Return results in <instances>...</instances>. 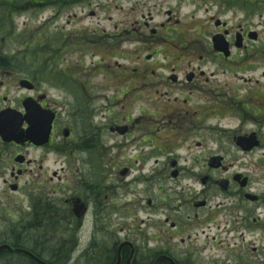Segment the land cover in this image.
<instances>
[{"label":"flooded vegetation","instance_id":"1","mask_svg":"<svg viewBox=\"0 0 264 264\" xmlns=\"http://www.w3.org/2000/svg\"><path fill=\"white\" fill-rule=\"evenodd\" d=\"M156 1L164 18L154 25L150 17L138 28L147 30L150 39H142L135 46L138 51L133 57L128 58L123 50L116 49V35L104 33L107 43L101 44L98 34L99 41L89 47H106L105 57L91 62L87 70L83 60L57 59L45 62L50 65L44 71L45 75L37 73L36 63H32L31 76L26 71L28 74L20 78L16 75H22L21 71L6 70L15 65L13 62L0 61V129L11 132L10 137L0 132V214H7L16 228V214L19 215L20 206L27 203L32 217V164L38 162L41 167L47 155L60 152L67 164V168H60L61 172L69 170V164L90 166L87 170L76 168L81 172L77 178L79 190L72 192L71 189L63 198L65 207L59 206V211L65 210L66 219L72 221L68 225L72 232L85 225L92 229L116 225V232H125V217H129L128 222H133L132 212L140 210L146 214L140 225L128 228L124 238L115 237L113 242L109 240L105 244L103 251L109 253V260L105 259L111 261L108 263L115 264L119 259V264H127L128 260L130 264H141V260L142 264H154L157 259L165 257L175 264H225L211 252L205 253L221 244L220 237L212 235V229L218 226L212 215L223 204H216L215 209L208 199H195L194 186L185 190L182 184H177L185 180L180 165L186 164L190 158L176 153L181 148L177 146L176 137L183 132L182 142L188 140L186 135L202 139L203 136L197 134L206 128H210L207 133L220 130L218 127L224 132H229L225 128L230 127L232 132L238 125L242 126L236 119L234 127L220 125V120L216 124L218 127H213L211 120L214 116L221 118L224 113L237 114L233 116L238 117V114L250 112L257 116L254 118L257 123L264 124V103L253 93L260 81L264 83V69L261 70L264 62L246 61L247 67L244 61L234 59V54L248 48L263 51V40L244 22L237 24L236 28L230 25L231 19L236 17L241 20L261 17L264 0ZM184 8L189 10L181 15ZM199 13L202 20L196 18ZM228 14L232 17L227 18ZM66 25H70L69 20ZM76 33L78 30L72 29L48 37L49 48L59 53L67 46L77 50L76 37L87 44L85 32ZM158 34L181 40L183 37L192 38L188 44L165 46L163 38L152 41ZM217 42L227 47L228 56L216 51ZM169 48L173 51H168ZM116 57L123 63L118 64ZM246 71L258 72V75L244 76ZM246 84L252 87L246 90ZM60 91L63 93H57ZM260 95H264V88ZM27 102L29 113L24 105ZM136 102L137 108H133ZM117 104L120 109L116 111L114 105ZM149 107L153 110L149 111ZM47 115L53 116L48 141L36 146L32 143V127L39 122L46 123ZM245 134L236 133L230 138L236 151L246 153L264 146L263 139H258L257 132L253 131L256 147L243 150L239 139L249 136ZM202 144L196 143V147ZM32 154H37V158L32 159ZM225 155L213 153L206 157L208 161L220 158V166L212 169L207 162L208 171L199 178L204 187L200 194L207 193L206 185L215 184L224 195L232 193L235 196L237 208L241 203L254 211L259 209L260 203L264 206V191L257 188L258 182H253L251 176L242 171H230ZM147 163H150L149 168H146ZM103 166L114 172L102 169ZM60 171H52L51 180L60 182ZM219 172L226 176L215 179L214 173ZM95 173L101 176L97 179ZM106 175L111 177V183ZM192 177L196 180V174ZM68 180L65 178L66 183ZM166 180L170 182V189L181 191L175 193L172 201L165 188ZM221 181H226L225 189L220 188ZM132 184H135L134 188ZM74 207L80 209L76 214ZM237 208L233 206L230 211ZM118 213L124 215L119 217ZM50 214H53L51 223L55 218V222H62L63 218L58 217L55 210ZM155 215L161 218L157 222H153ZM113 216H116L115 220L111 218ZM248 219L243 213L240 223L226 226L224 232L231 233L234 238L239 234L243 255L248 256L250 250L261 262L259 255L263 248L255 245H261L262 239L251 238L247 235L249 230L242 229V226H249L245 223ZM252 221L264 230V217L263 222L255 218ZM262 230L261 234L264 233ZM190 238L201 239V244L192 246L186 242L183 250L177 249L179 242ZM70 245L69 242L65 244L67 250ZM10 246H14L13 243ZM235 249L239 248L235 246ZM59 251L61 254L66 252L62 247ZM158 262L155 264H169L166 260Z\"/></svg>","mask_w":264,"mask_h":264},{"label":"rangeland","instance_id":"2","mask_svg":"<svg viewBox=\"0 0 264 264\" xmlns=\"http://www.w3.org/2000/svg\"><path fill=\"white\" fill-rule=\"evenodd\" d=\"M40 3L41 5L37 7L32 6V12L14 13L11 19H13V26L16 28L15 33L11 36L0 35V54L7 57L8 59L12 57V62L15 64L14 69H17V71H21L22 73V75H16L20 78L28 73L29 76H31L30 73H32V68L27 69L31 63H36L35 68L37 73H43L45 75L44 71H46L47 68H50V65L47 63L45 64V62L52 61V56H59L60 58L58 57V59L64 60H83L84 68L87 70V67L91 62H95L100 58H104L106 54V47H100L98 45L92 48L89 47L96 44V41H99L97 38L98 31H100V39L102 41L101 44L107 43V40L103 37L104 35H101L103 34V31L105 33L118 35L116 36V42H114L116 43V49L123 50L128 58L131 55L133 57L135 51H138L135 46H137L142 39H150V34L147 30L138 28L142 26V23L146 22L150 17L153 18L152 24L154 25L164 18L162 9L156 0H86L85 3H77L75 5L66 7L65 9L50 7L44 2ZM188 10L189 8H184L183 11H181V15L183 12H187ZM68 17L70 18L68 19ZM226 17L230 18L232 15L228 14ZM196 18L198 20H202V14L199 13L196 15ZM68 20L70 21L69 26L66 25ZM243 22L250 30H255L260 34V37L263 40L262 44L264 45V13L261 14V17L256 16L249 18V20H241V18L238 19L236 17L235 19H231L230 25L235 27L237 24ZM72 29L78 30L76 35H80L81 32L84 31V37L87 38V44L82 42V38L76 37V42L78 43L77 50L72 47L74 49L73 50L67 46L65 49L61 50V53L53 52V55L50 56L45 55L52 51L48 45L46 48L45 46H42L41 48H33V43L38 41V36H43L46 34V36L48 35L49 37H55L56 33H68ZM93 34L95 37H93ZM161 38L166 40V43H164L165 46H176L181 45V43L188 44V40H190L192 37H183L181 40L175 38V36H165L163 34H158L152 41L155 42ZM25 41L32 42V51H34L33 53H29L28 50L26 51V49H28L27 47L23 48L25 51H21V42ZM168 51L171 52L173 50L172 48H169ZM40 53L44 54L43 58H41ZM32 55L35 56V59H33L32 62L27 61V63H25L24 60L30 59ZM136 55H138V53H136ZM116 58L117 59L115 60L118 64L123 63L121 58ZM234 59L244 61V66L247 67L249 65L246 64V61H259L263 63L264 49L263 51H252L250 48H248V50L245 52L234 54ZM112 61H114V59H112ZM129 62L130 61L126 62L125 64H128ZM261 67V70H263L264 64H261ZM6 70L10 69L6 68ZM26 71L28 73H26ZM256 74L258 75V72ZM256 74L254 72L246 71L243 75L247 77H256ZM249 86L252 87L251 84L245 85L246 90ZM45 87L46 86L43 85L44 89ZM263 88L264 83L260 81L254 87L253 93L255 92L256 98H260L264 103V95H260ZM57 93L63 92L60 91ZM137 105L138 103L136 102L133 105V108H137ZM114 106L116 111L120 109V105L117 104ZM147 109L149 111L153 110L151 107ZM233 115L237 114L224 113L221 118L215 115L211 120L213 127H218L216 126V124H218V120H220V125L234 127L235 121L237 119L240 121L242 126L238 125V128L236 127L237 130H232V132L230 131V127L225 128L229 132H224L222 131V128L218 127L221 131L216 129L212 131V133H207L210 128H206L202 131H199L197 134L203 136L202 139L193 138L186 135L188 140L183 142L181 137L184 136V133L180 132L178 134L176 137L177 146L179 147L180 145L181 148H179L176 153H180L181 157L190 159L186 164L180 165V167L182 166L181 169L184 173L183 178L185 180L178 181L177 184L180 186L182 184L185 190L194 186V191L197 192L195 199L198 201L199 199H208L210 206L214 207L215 209H217L215 206L216 204H223V207L220 208V210L214 212L212 215L214 223L218 225L216 229H212V235H218L220 237L219 242H221V244L216 246L214 250L205 252L206 254L211 252L212 255H216L217 260L220 258V262L225 261V264H240L243 262H245V264H264V233L261 234L260 230H262V227L258 223L252 221V218H255L260 219L261 222H263V204L260 203L259 209L255 211L252 207L245 206L244 203H241V205L237 208L235 196L232 193L229 194V196L224 195L219 189H217L215 184H213L211 187L206 185L208 190L207 193L204 192L200 194L204 187L200 184L199 178H203V174L207 173L208 159L206 160V157L213 153H220L222 155L226 154V164L231 166L230 171H242L245 174L250 175L253 182H258L256 184L257 188L261 191H264V159L261 160V158L264 156V146L262 148L260 147L261 149L259 148L258 150L241 153L238 150L236 151L231 146L230 141V138L234 134H242V132H245V135H249L245 138H242V140H248L250 136L255 138V134H251L253 131L257 132V138L259 137L260 140L262 138L264 141V124L257 123L254 119L257 116L250 112L238 114V117ZM242 115L245 116L242 117ZM241 119L243 120V123H241ZM254 141H251L250 149L256 147L257 143H254ZM199 142H203V144L200 147H196V143ZM219 146L220 148L218 150ZM36 158L37 154H32V159ZM219 160L220 158L216 157L213 163H216L217 161L219 162ZM64 161L65 159L60 152H53L46 156V160L41 162V167L38 162L32 164V214H34L31 217L29 214L31 208L29 210V205L27 203H23L20 206L19 215L16 214V228H14L11 219L9 220V218L6 217L7 214H0V246L7 245L11 247L10 244L13 243V245L16 247L13 248L14 246H12V249L27 251L45 264H110L108 262L111 261H106V259L109 260V253L103 251L105 244L108 243L109 240L113 242L115 237L120 239L124 238V233L127 232L128 228L133 229L135 226L140 225V220H143L146 214L140 210L132 212L131 214L134 220L133 222H128L130 221L129 217H125L124 219L127 221L125 223V232H116V230H118V228L114 227L116 225L107 228L103 227L101 229H92L90 225H85L83 228H74L75 231L72 232L71 229L68 228V225L72 224V221H68L66 219L65 210L59 211V206L65 207L63 198L68 193H70L71 189L72 192L79 190L80 182L77 180V178L80 176L81 172L76 171V168H78L79 165L75 164H69L70 169L61 172V167L67 168V164ZM62 163L63 165H61ZM149 164L150 163H147L146 168L150 167ZM89 167V165H84L83 167L81 166L79 168H82V170H87ZM102 169L111 173L114 172V170L108 169L107 166H103ZM55 170L61 172L62 180L60 182L56 179L51 180V173ZM193 174H196V180H194L192 177ZM100 176L101 175L98 173H95L94 175V177L97 179ZM108 176L109 175H106V177ZM214 176L215 179H219L220 177L226 176V174L219 172L214 173ZM65 178L69 179L68 183H66ZM107 180L110 183L112 182L111 177H108ZM222 183V181L219 183L220 188ZM135 184H132L133 188ZM165 184L167 194H171L170 196L172 201L175 198V193L179 194L181 191L174 188L170 189L168 187L170 182L167 180L165 181ZM253 189L255 190V188ZM117 195H120L119 189L117 191ZM55 200L58 203L54 202ZM225 204H229L230 206L226 207ZM233 206H235L237 209L230 211L233 209ZM54 210L57 212L58 217L63 218L62 222L59 220L55 222L56 218L54 221H52V223L50 222L51 216L53 215L50 213ZM243 213H246L249 217L248 222H245L249 226H242V229L249 230L247 235H250L251 238L258 237V239L260 238L263 241L261 245H255L263 248L259 255L261 262L257 259L258 255L252 254L250 250H248V256L246 254L243 255L244 252L239 234H237V238H234L231 233L226 234L224 232L227 231L225 230L226 226L235 222L240 223V216ZM123 215L124 214L122 213H118L119 217ZM111 218L115 220L116 216ZM154 218H156V220L153 222H157L159 219H161L157 215H155ZM219 227L220 229H218ZM237 231H239V229H237ZM263 231L264 230H262V232ZM219 233H221V235ZM245 236L246 235L244 234V238ZM93 239H95V241L92 243ZM67 242L72 244L68 247V250L67 246H65ZM186 242H190L192 246L199 245L201 244V239H185L183 242H179L177 244V249L183 250L186 247ZM235 246H237L239 249L236 250ZM61 247L63 250H66L64 254H61L59 251ZM119 251L117 252L118 257ZM34 252L39 253V256ZM160 260H166V258H159L154 263H157ZM30 261L34 262L28 256L23 254L16 255L5 250L0 252V264H33ZM139 263L142 264V260Z\"/></svg>","mask_w":264,"mask_h":264},{"label":"trees","instance_id":"3","mask_svg":"<svg viewBox=\"0 0 264 264\" xmlns=\"http://www.w3.org/2000/svg\"><path fill=\"white\" fill-rule=\"evenodd\" d=\"M85 0H0V35L1 36H11L15 33V29L13 26V19H11L14 13H22V12H32V6L37 7L41 5L40 2H44L46 5L55 4L58 9H65L66 7L75 5L79 2H83ZM21 51H25L23 48L27 47L26 51L28 50L29 53H33L32 51V42L25 41L21 42ZM41 43L47 44V40H43L42 42L38 43L39 46ZM25 45V46H24ZM41 58H43V53H40ZM35 59V56H31L30 59H25L24 62H32ZM0 61H13L12 57L7 58L5 56L0 55ZM32 64L28 66L27 69H31ZM35 253V252H34ZM36 255L39 253H35ZM31 262V261H30ZM35 264L34 262H31Z\"/></svg>","mask_w":264,"mask_h":264},{"label":"water","instance_id":"4","mask_svg":"<svg viewBox=\"0 0 264 264\" xmlns=\"http://www.w3.org/2000/svg\"><path fill=\"white\" fill-rule=\"evenodd\" d=\"M217 49L218 51H220L221 53H224L225 55H227V52H226V46H224L223 44H217ZM26 109L28 110V106H26ZM45 118V117H44ZM49 119L48 118V121L47 123H42V122H39L38 123V126L39 125H43L45 127V129H40L38 130L34 135L35 136H41L40 139H39V142L38 144L42 143L43 141V137L46 136L47 132H48V124H49ZM253 140V138H250V140H244V144H242L243 148L245 150H249L250 149V143L251 141ZM212 167H217L216 164H211ZM78 210H80L79 208L77 209L76 213L78 212ZM75 213V214H76ZM9 251L13 254H16V255H20V254H23L25 256H28L32 261H34L36 264H45L43 263L42 261H40L39 259H37L35 256H33L32 254H30L29 252L27 251H24V250H20V249H12L11 247L7 246V245H3V246H0V252L2 251ZM170 264H173L170 260H168ZM127 264H129V260L127 262Z\"/></svg>","mask_w":264,"mask_h":264}]
</instances>
